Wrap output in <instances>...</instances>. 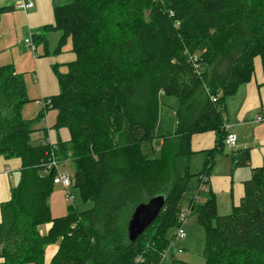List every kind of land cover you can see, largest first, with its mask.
<instances>
[{
    "label": "trees",
    "instance_id": "16d2710c",
    "mask_svg": "<svg viewBox=\"0 0 264 264\" xmlns=\"http://www.w3.org/2000/svg\"><path fill=\"white\" fill-rule=\"evenodd\" d=\"M12 9L0 6V18ZM54 15L55 25L42 30L61 31L58 53L70 38L76 57L57 74L59 93L44 99L51 104L25 119L22 107L31 99L24 79L13 64L0 65V155L22 160L11 198L0 206V264H160L175 238L169 231L181 223L189 178L177 157L192 153L194 134L214 130L215 146L197 174L204 183L227 136L226 97L251 80L255 57L264 71V0H65ZM161 93L178 98L177 129L160 137L153 157L142 145L157 138ZM48 109L57 110L54 128L71 137L51 144L44 133L33 145ZM53 159L75 164L76 187L90 209L71 204L53 216ZM235 160L247 165L248 152ZM244 184L230 214L217 213L214 197L191 202L205 231L204 264H264V165ZM158 194L166 195L163 209L130 242L133 211ZM54 244L47 260L46 246Z\"/></svg>",
    "mask_w": 264,
    "mask_h": 264
},
{
    "label": "crops",
    "instance_id": "0c3cea01",
    "mask_svg": "<svg viewBox=\"0 0 264 264\" xmlns=\"http://www.w3.org/2000/svg\"><path fill=\"white\" fill-rule=\"evenodd\" d=\"M18 1L0 0L1 7H13L12 10L3 13L0 18V65L13 64L16 72L19 73L16 68L18 46L15 45L22 40V37H24L25 42V39L29 35L36 34L40 36L41 34V41L36 40L37 37L35 38L33 36L32 40L43 46V51L46 55L42 58L41 55L37 56L36 52V55L33 54L37 73V80L35 81L36 85L41 88L42 103V100L47 97L59 93L60 87L57 74L60 72H63L61 74L66 73L68 71V65L75 60L76 56L72 51V43L71 48L68 49L69 41L71 42L70 38L67 39L61 52H56L62 35L61 31L42 30L44 26L55 25L54 8L62 5V0H33L34 6L27 10L17 9L15 5ZM66 46L67 49H65ZM27 48L30 49L28 45ZM59 67L64 68L59 70ZM42 109H44L43 103ZM263 110L264 71L261 58L255 57L254 72L251 80L239 85L236 91L225 99L223 117L226 121L225 125L227 124L229 126L227 130L225 129V132L236 133L237 143L234 147H229L224 143L223 149L214 155L211 168L208 170L207 177H205L207 180L206 191H209V193L203 197L200 196L199 200H194L197 194L196 192L191 202L200 201V203H204L208 198L214 197L216 210L219 215L230 214L234 207L240 204L245 194V181L252 177L255 169L264 165V121H256V117ZM56 121L57 110L48 109L45 119L36 125L37 128H41L37 131H40L43 137L45 133L46 140L51 144H56L59 140L68 141L71 137L67 128H54ZM216 140L217 134L214 130L194 134L190 142L192 153L187 157H183L188 162L198 157L197 166L202 165V170L205 162V152L214 148ZM38 143L39 140L36 144ZM162 143L163 140L160 139L158 155L161 152L160 148ZM245 152H248V164L236 165L235 158ZM21 167L22 160L20 158H7L4 155H0V206L3 202L11 198L12 187L19 181ZM199 185L198 181V188ZM61 193L62 190L55 191L54 189L51 196L52 199L50 198L51 212L54 217L65 215L67 212L68 206L63 207L60 205V201H62ZM64 196L63 200L65 199ZM49 226L50 224L41 226L42 228L44 227L41 231L45 232ZM57 248L58 246L56 245L49 257L53 255Z\"/></svg>",
    "mask_w": 264,
    "mask_h": 264
},
{
    "label": "rangeland",
    "instance_id": "374dc122",
    "mask_svg": "<svg viewBox=\"0 0 264 264\" xmlns=\"http://www.w3.org/2000/svg\"><path fill=\"white\" fill-rule=\"evenodd\" d=\"M62 3H65V0H62ZM28 37H31L30 35ZM36 47V51L27 48L26 43L24 42V37L22 40L16 44L18 46V60L17 66L19 73L22 75L26 91L28 97L31 101L26 102L22 107V114L25 119H31L35 117L39 110L42 109L41 103V88L36 85L37 80V73L35 69V59L34 55L37 56L41 55L44 58L46 55L43 51V46L39 45L36 41H33ZM68 49L71 48V42L69 41ZM67 49V46L66 48ZM36 52V54H35ZM23 54V56H22ZM64 67H59V70L63 69ZM63 73V72H60ZM160 114L159 119L156 125V135L157 138L154 140L153 144L151 143H144L142 145V150L149 156L157 157L159 150V142L160 137L164 134L174 133L177 129V119L175 117V110L178 107V98L176 96L167 95L164 93L160 94ZM37 127V126H35ZM42 136L40 131H35L31 135V143L36 145L39 138ZM193 157V156H192ZM198 157H195L192 161H187L185 157L180 156L176 159V167L178 168L179 172L184 175H188V184L185 192L183 193L180 199V207L183 213L186 214L187 218L184 221L183 228L186 234V237L181 240L173 239L165 254L162 258L160 264H170L173 258H178L193 264H204V257H203V248H204V236L205 231L203 227H201L197 221L196 217L190 213V202L193 196L197 192L198 188V181H197V174L202 168L201 166H197ZM181 169V170H180ZM196 169V170H195ZM59 171L61 174L66 173L67 175L71 176L72 185L67 189L61 183H54V189L62 190V201H60L61 206L67 207L68 205H73L76 207L78 211H85L90 209L93 206V202L82 201L80 197V193L78 188L76 187L75 183V164L72 161H66L64 163L59 164ZM19 176V174H18ZM16 184V182H14ZM66 193L70 194V199L68 201L63 200V195ZM65 198V196H64ZM52 199V198H51ZM50 199V200H51ZM199 200V197H195L194 200ZM200 202V201H199ZM41 229H44V227ZM177 228L174 227L169 231V234H175ZM56 244L54 245H47L46 246V256L47 260L51 257L50 254L52 250L55 248ZM178 249H181L182 252H179ZM47 252H49L47 254ZM2 259H0V262Z\"/></svg>",
    "mask_w": 264,
    "mask_h": 264
},
{
    "label": "built area",
    "instance_id": "2783aa9c",
    "mask_svg": "<svg viewBox=\"0 0 264 264\" xmlns=\"http://www.w3.org/2000/svg\"><path fill=\"white\" fill-rule=\"evenodd\" d=\"M33 6H34L33 0H19L17 2V4L15 5V7L17 9H21V10H27V9L32 8ZM25 42L30 47V49H32L33 51L36 50V47H35L34 42L32 40V36L26 38ZM42 103H43V106L49 105L50 101H44L43 100ZM256 121H259V122L264 121V110L256 117ZM228 127L229 126L226 124L225 129L227 130ZM225 143L229 147H234L237 143V134L234 132L227 133V136L225 138ZM53 169H56V175L54 177V182L55 183H61V184H63V186L65 188L68 189L72 185L71 176L67 175L66 173L61 174V172L59 171V162H57L56 159L51 160L47 166V171H49V170L53 171ZM204 181H205L204 183H201L199 185V188H198V191L196 194L197 198L200 197V192L206 190V178H204ZM70 197H71L70 194L66 193L65 200L68 201L70 199ZM186 217H187L186 214L183 213V211H182V213L180 215L181 223L177 227V231L175 233V239H177V240H181V239H184L186 237V234H185V231L183 228V224H184ZM178 251L182 252V250H180V249Z\"/></svg>",
    "mask_w": 264,
    "mask_h": 264
},
{
    "label": "water",
    "instance_id": "95a60500",
    "mask_svg": "<svg viewBox=\"0 0 264 264\" xmlns=\"http://www.w3.org/2000/svg\"><path fill=\"white\" fill-rule=\"evenodd\" d=\"M166 201L165 194H158L139 204L128 223V238L134 242L156 220Z\"/></svg>",
    "mask_w": 264,
    "mask_h": 264
}]
</instances>
